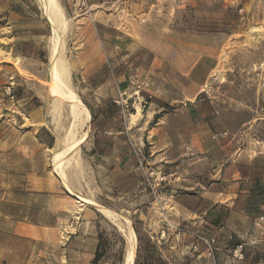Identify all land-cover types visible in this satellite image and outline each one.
<instances>
[{
    "label": "rangeland",
    "instance_id": "374dc122",
    "mask_svg": "<svg viewBox=\"0 0 264 264\" xmlns=\"http://www.w3.org/2000/svg\"><path fill=\"white\" fill-rule=\"evenodd\" d=\"M44 1L0 0V247L9 246L11 258L20 260L12 264L54 262L50 233L34 242L4 231L2 219L4 212L23 218L29 208L39 204L38 194L52 192L58 182L63 183L54 172L52 156L64 148L72 120L68 104L59 102L49 86L55 38ZM56 2L61 33L58 53L68 69L70 86L89 109L100 85L106 84L113 95L96 107L97 116L93 112L91 120L118 122L114 100L120 72H125L128 85L122 101L123 122L144 110L139 102L148 103L150 91L153 97L163 94L175 106L183 103L188 110L194 107L189 99L197 104L201 98L214 111L210 120L195 122L202 145L213 155L211 169L249 161L254 164L252 173L264 181V0ZM194 67L204 81L198 100L189 74ZM95 133L105 132L101 126L95 132L92 129L78 151L77 164L72 161L63 166L67 181L85 185L93 195L89 175L74 167L81 166V155L87 157ZM112 145L106 140L96 144L101 151ZM130 148L136 170H140L139 189L116 196L102 192L100 201L130 219L138 239L135 264H187L186 256L192 259L188 264H212L203 243L197 251L192 249L194 243L187 251L169 249L159 255L144 251V247L150 248L151 200L162 199V185L168 180L163 173L150 171L148 144ZM177 148L176 158L187 162L180 165L183 168L204 155L189 143H179ZM199 170L205 171L196 179L205 187L225 177H212L206 165ZM229 176H233L231 171ZM176 177L173 181L182 182V176ZM175 188L172 193L180 187ZM256 196L247 203L241 200L237 209L246 205L245 213L234 212L232 198L228 205L210 207L203 202L198 223L178 228L191 231L193 242L195 234L215 238V264H264V222L260 220L264 199ZM127 227L120 216H99V264H125ZM239 245H243L242 257L235 255Z\"/></svg>",
    "mask_w": 264,
    "mask_h": 264
},
{
    "label": "crops",
    "instance_id": "0c3cea01",
    "mask_svg": "<svg viewBox=\"0 0 264 264\" xmlns=\"http://www.w3.org/2000/svg\"><path fill=\"white\" fill-rule=\"evenodd\" d=\"M189 74L193 77V96L198 100L197 96L202 91L200 87L204 84L201 72L194 67ZM125 75V72L118 74L120 80L117 96H122V98L128 90ZM151 93L150 91L148 97L152 99L146 103L144 110H140V113L138 111L132 113L125 122L121 116L124 107L119 105L115 106L119 116L118 122H112L110 119L91 120V130L95 132L101 126L105 133L104 135L99 133L93 135L91 140L93 146L88 151L87 157L86 155L80 157V161L83 162H79V165L82 167H74V170H85V173L89 175V185L94 186L96 194L93 195L85 185L79 187L72 179L68 183L75 193L94 198L100 204L111 208V205L101 203L100 193L110 191L116 196L122 192L139 189L140 170H136L130 146L148 144L152 163L150 171L156 174L163 173L168 180L162 185L164 191L162 199H157L159 205H156L157 202L154 199L151 200L150 234L148 236L150 248L144 247L145 252L159 255L166 253L169 249L189 250L194 243L191 231L180 229L178 225L197 224L202 217L203 202L210 207L228 205L227 201L232 198L230 205L234 212L245 213L247 212L246 205L237 209L241 200L245 199L247 203L255 199L256 194L264 199V181L258 180L257 176L252 173L254 164L249 161H236L219 170L211 169L213 168V155L202 145V137L198 134L195 125L196 121L205 122L214 116L211 104L203 103L201 98L197 104L189 99L188 101H192L194 107L188 110L183 103L175 106L163 94H160L163 96L155 94L153 97L154 94ZM93 97L94 101L90 103V111L92 115L94 112L97 116L96 107L113 95L105 84L100 85L93 92ZM103 140L112 142L113 145L104 151L98 150L96 144ZM183 142L189 143L194 151H204L202 160L195 157V160L188 164L189 166L184 168L180 166L187 163L183 162L186 159L176 158L177 147ZM204 165L210 168L206 172H209L212 177L221 174L225 177L220 182H213L205 187L196 179L205 171L199 170ZM230 171L232 177L229 176ZM92 173L94 177H91ZM176 176H182V182L177 183L175 180L179 177ZM175 187L180 188L176 193H172L177 190ZM200 187H204L205 192ZM36 199H39V204L29 208L23 218H19L20 214L4 212L3 230L17 233L34 242L50 233L54 242L53 264H99L94 263V258L100 243L99 216L103 214L90 204H82L67 190L64 183L60 182L54 186L52 192H42L37 195ZM157 207H161L159 210L162 216H159ZM11 256L12 249L9 246L0 247V264L20 261L17 258L12 259ZM188 257L186 256L188 263L192 262V259Z\"/></svg>",
    "mask_w": 264,
    "mask_h": 264
},
{
    "label": "bare ground",
    "instance_id": "6f19581e",
    "mask_svg": "<svg viewBox=\"0 0 264 264\" xmlns=\"http://www.w3.org/2000/svg\"><path fill=\"white\" fill-rule=\"evenodd\" d=\"M45 9L48 19L52 25V31L54 33L55 43H54V52L52 57V64L50 68V81L49 86L51 92L59 99V102H65L69 106V116H71V122L68 127V131L64 137L63 143L64 148L56 152L52 159L54 161V172L59 175L62 179L65 187L69 192L77 198L82 204H90L100 212H102L106 217L118 218V216L124 218L128 222V227L125 232L126 238L128 240V252L126 256L125 264H134L137 256V245L138 239L137 234L130 223V219L126 216L92 200L86 198L82 195H79L73 191L70 187L68 181L66 180L65 174L63 172V166L77 160V153L80 147L85 144L89 137L91 131L90 120L92 117L90 109L83 103L78 94L73 90L69 84L68 72L66 64L63 63L62 59L59 57V45L61 42V33L59 30V17L57 15L58 4L56 0H45ZM62 14V13H61ZM62 24V23H61ZM62 26V25H61ZM60 26V27H61ZM63 27V26H62ZM140 113V109L138 110ZM134 117V115H132ZM84 130L78 134L80 129ZM62 144V143H61ZM80 160V159H79ZM78 161V160H77ZM77 164V163H76ZM79 167V166H78ZM78 201V203H80ZM121 221V220H120ZM124 228V227H123ZM126 229V226H125Z\"/></svg>",
    "mask_w": 264,
    "mask_h": 264
},
{
    "label": "built area",
    "instance_id": "2783aa9c",
    "mask_svg": "<svg viewBox=\"0 0 264 264\" xmlns=\"http://www.w3.org/2000/svg\"><path fill=\"white\" fill-rule=\"evenodd\" d=\"M123 98L122 96H120L119 99L116 100L117 104L118 105H122L124 107V104H122L123 102ZM147 102H144L143 99L139 102V104L142 106V108L145 107ZM133 105V104H132ZM134 107V105H133ZM137 154V152H136ZM260 220L264 222V215H262L260 217ZM195 237V242L192 246V249L194 251H197L198 250V247L201 243L205 244L206 246V251L208 252L209 256L212 257V264H215V249H216V246H215V238H211V239H206L204 238L203 236L199 235V234H195L194 235ZM242 248H243V245H239L236 250H235V255L238 257H242V254H241V251H242Z\"/></svg>",
    "mask_w": 264,
    "mask_h": 264
},
{
    "label": "trees",
    "instance_id": "16d2710c",
    "mask_svg": "<svg viewBox=\"0 0 264 264\" xmlns=\"http://www.w3.org/2000/svg\"><path fill=\"white\" fill-rule=\"evenodd\" d=\"M99 240H100V244L98 246V249H97V252H96V256L94 258V263H99L102 259V254H101V251H100V245H101V237H99Z\"/></svg>",
    "mask_w": 264,
    "mask_h": 264
},
{
    "label": "water",
    "instance_id": "95a60500",
    "mask_svg": "<svg viewBox=\"0 0 264 264\" xmlns=\"http://www.w3.org/2000/svg\"><path fill=\"white\" fill-rule=\"evenodd\" d=\"M134 264H135V262H134Z\"/></svg>",
    "mask_w": 264,
    "mask_h": 264
}]
</instances>
